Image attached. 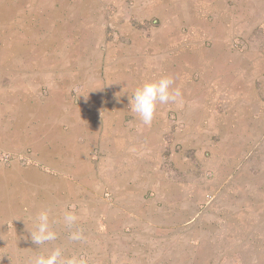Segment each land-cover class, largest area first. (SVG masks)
Listing matches in <instances>:
<instances>
[{"label": "rangeland", "instance_id": "374dc122", "mask_svg": "<svg viewBox=\"0 0 264 264\" xmlns=\"http://www.w3.org/2000/svg\"><path fill=\"white\" fill-rule=\"evenodd\" d=\"M258 1L263 2L255 6L256 14L261 19L264 15V0H256ZM88 2L91 5H82L80 8L77 29L63 28V46H60L55 55L65 62H71L72 59L75 62V57L80 53L81 64L83 60L103 64L107 61L105 51L112 42L126 47H131L133 43L137 47H140V44L147 46L145 53H141L144 58L140 62L141 66L138 63V67L129 66L127 70L129 94L144 81L155 80L157 73L175 77L176 73L173 72H176L177 67L170 70L167 69L168 66L165 67L166 63L164 65V56H168L165 52L170 48L169 35L171 38L174 33L179 35L178 47H181V50H184L182 45H187L184 41L189 39L193 41V49L196 45H206L209 49L213 44H220L226 51L224 58L231 56V52L236 49L248 52L260 48L262 52L257 54L254 62L255 66L264 65V44L257 41L264 38V27H261L264 22L246 21L241 24L245 27L233 32L231 21H225L226 15H223L239 13L246 19L249 11L247 0H239L238 5L236 0H95V7L91 9L92 1H82L83 4ZM219 2V12L222 13L219 21H216L218 15L211 13L210 5L219 9L220 6L216 5ZM63 3V0L57 1V5ZM174 22H178V28L174 26ZM88 23L93 26L91 29ZM246 24L251 25V30ZM94 31L98 38L93 35L88 40L83 39L82 36L90 35ZM131 33L137 34L138 37L133 40ZM250 34L253 38L249 40L247 35ZM185 35L186 38L183 39ZM157 45L160 48L161 68L155 67L151 59H146V51ZM99 46L101 50L96 52L94 47ZM77 50L79 53H75ZM87 50L89 51L81 53ZM48 53V59H51V52ZM198 61L197 58L192 68L194 79L200 77ZM55 62L59 60L54 59L47 63L48 66H54L57 64H54ZM4 63L0 59V133L3 136L11 127L7 111V94L11 80L7 79L9 70L3 68ZM80 67L79 71H84L85 74L96 71L104 75L106 70L102 67L98 70ZM77 70L74 67L48 71L53 76L57 74L62 77ZM35 75L32 73L31 76ZM133 79H136L137 86L132 83ZM174 84L173 88H177L178 84ZM49 97L51 95L48 86L43 85L41 101H32L28 117L24 118L30 132L27 139L33 133L32 143H35L34 148L37 150H34L33 146L23 148L24 145L21 147L17 142L0 143V264H29L34 255L57 246L63 248L67 256H80L85 264H264V132L256 133L255 137L240 136L238 140L234 139L236 134H232L229 141H224L220 134L207 133L209 146L205 148L203 159L215 162L209 166L194 156V150L183 148L186 139L184 127L187 124L185 118L177 113L176 104H163L161 109L163 108L164 116L154 117L150 124L161 123L170 125L173 129L165 133L155 147L153 142H145V139L143 144L131 141V148L135 147L134 150L127 146L128 142L124 143L122 148L118 147L117 152L122 153V157L120 161L117 160L119 163L112 167L118 170L117 176L123 178L125 191H128L126 179L133 174L129 173V170L134 171L137 191L147 189L149 176L152 182H156L154 188L166 191L169 184L171 185L167 179H173L175 182L173 177L180 181L184 178L185 164V176L188 186L191 187L189 192L192 193V220L176 221L172 226H167L166 222L161 221L163 226L159 229L147 228L137 223V227L142 229H136L138 236L133 243L131 236L134 224L123 220V227L118 228L121 222L119 217L112 228L104 226V218H99V213L104 210L103 197L94 198L89 193L94 187L103 188L105 185L103 165L100 164L105 155L103 148L100 146L93 149L96 143L88 140V134L82 132V121L77 124L80 131L75 133L74 137H68L67 140L63 130L61 132L60 126L64 125L67 130L68 125H72L71 114L63 117V112H71L72 107L79 106L78 102L73 104L72 100H63L61 95L56 100H47ZM219 112L222 114V108ZM15 119H11L13 124ZM219 119L220 125L226 127L227 117L222 115ZM84 120L87 121V117ZM139 123L142 122L134 115H127L124 119L125 125ZM188 123L192 122L188 119ZM257 127L264 129L261 123ZM45 133L47 138L43 139ZM39 135L43 137L42 140ZM212 137L214 142H210ZM205 139L206 137L203 144L206 143ZM12 144H15L14 148H11ZM38 149L43 153L45 163L35 162L34 155L40 156L36 154ZM129 150H132V153ZM140 150L143 152H139ZM78 159L83 161L81 165L86 172L88 160L91 159L96 166L94 164L95 172L89 178L86 172H81L86 176L78 180L82 194L76 199L71 180L73 177L78 178L76 173H72V161ZM186 160L190 164L184 163ZM180 163L183 165H175ZM94 173L97 175L94 176ZM106 183L111 185L113 182L108 180ZM111 193L115 192H108ZM113 206L115 207L114 204L112 208ZM141 206L144 209V205ZM24 207L25 213L29 214L27 218L23 214L17 215L16 221L9 218L10 211H15L16 208L24 212ZM45 208L50 211L57 240L38 248L32 242L26 224L31 227L33 217ZM65 211H71L78 217L76 225L71 228L62 221ZM76 229L82 231L83 238L78 241L70 240V233Z\"/></svg>", "mask_w": 264, "mask_h": 264}, {"label": "crops", "instance_id": "0c3cea01", "mask_svg": "<svg viewBox=\"0 0 264 264\" xmlns=\"http://www.w3.org/2000/svg\"><path fill=\"white\" fill-rule=\"evenodd\" d=\"M57 1L0 0V59L5 62L3 68L9 70L7 79L11 80V87H9L7 94L8 121L11 127H9L8 134L6 133L5 136L0 133V143L8 142L10 144V142H17L21 147L23 144V148L35 147V143H32L34 139L33 133L27 139V135L30 132H28L27 121L24 118L28 117L31 102L41 101L42 86L47 85L51 95L47 100L59 99L58 96L61 95L63 100H72L73 104L77 101L79 104V106L72 107L71 112H63L62 114L63 117H68L70 113L72 118V125H68L67 130L64 129L63 124H61L63 126H60L61 132L63 130L67 140L68 137H74L75 133H79L80 130H78L77 124L82 121V132L88 134V140L96 143L93 149L101 146L104 150L105 155L100 164L103 165L102 174L104 175L105 185L103 188L94 187L89 192L94 198L103 197L104 210L99 213V218H104V226L109 229L112 228L119 217H121V222H119L118 228L123 225V220L132 222L134 226L132 228L131 242L134 243L136 236H138L136 229H142L137 227V223L143 224L147 228L159 229L163 226L160 224L161 221L166 222L167 226H172L174 222L180 220L191 221L192 193L189 192L191 187L188 186L185 176V164H175L183 165L184 178L180 181L173 177L175 182H173V179H167L171 185L169 184L166 191L154 188L156 182L151 181V176H149L147 189L137 191L136 180L133 176L134 171L132 170L128 171L133 174L126 179L128 191H125V187L122 185L123 178L117 176L118 170L112 167L119 163L122 153H117L118 147L122 148L124 143L128 142L127 146L132 149L131 141H139L137 144H143V139H145V142H153V147H155L158 146L164 134L173 129L172 126L161 125V123L157 125H146L144 123L124 124V119L127 115L135 116L128 108L130 82L127 70H129V66H132L130 68L138 67L137 64L144 60L141 53H145L147 46H141L140 44V47H137L133 43L131 47H126L112 42L105 51L107 61H104L103 64L98 61L92 62L91 60L87 62L83 60L81 64L79 50L75 51V53H79L78 57H75V62L74 59L71 62L58 59L55 54L60 50V46H63V28L73 30L75 27L77 29L78 14L81 12L80 8L82 5H91V3L83 4V0H63V4L57 5ZM89 1H92L90 9L94 8L95 4L93 1L95 0ZM238 3L239 0H236V5ZM257 4L260 5L263 2L247 0V10L249 11L246 19L239 13L230 16L223 14L226 15L225 21H231L233 32L245 27L241 24L246 21L258 20L264 22V15L260 19V16L256 14L257 9L255 6ZM216 5L220 6L218 7L219 9L216 7L215 9L211 4L210 11L215 16L218 15L216 21H219L222 13L219 12L221 4L219 2ZM135 9L137 10V8ZM200 17L203 20L201 15ZM93 20L96 21L95 16H93ZM174 20H176V17H174ZM179 24L174 22L176 28H178ZM88 25L90 29L93 27L91 23H88ZM246 25L251 30V25ZM254 25L256 27V24ZM261 27H264L263 23ZM189 34L191 35V32ZM93 35L98 38L95 31L82 37L88 40ZM130 35L134 38L133 40L138 37L137 34L131 33ZM178 36L174 33V35L171 34L170 38L169 35L170 48L165 52L168 56H166L167 58L164 56L166 59L164 65L166 63L165 67L168 66L167 69L170 70L177 67L176 72H173L176 73L175 77L171 78L173 79V84H178L177 88L181 92V103L176 104L177 113L185 118V124H187L184 127L186 139L183 143V148L194 150L195 157L203 164L211 166L215 163L214 161L203 159L205 157V148L209 146L207 133L220 134L224 141H229L232 138V134H236L234 139L238 140L240 136L251 135L255 137L256 133L264 132V129L257 127L261 123L264 128V65L255 66L256 62H254L257 54H260L262 50L258 48L257 50L242 52L236 49V51L231 52V56L224 58L226 51L223 50L220 44H213L209 49H207L206 45H196L193 49V41L189 39L184 41L187 45H182L184 50H181L182 48L178 47L180 39ZM247 37L250 40L253 35L250 34ZM185 38L186 35L183 39ZM106 40L107 37L105 42ZM257 41L264 44V38ZM94 48L96 52L101 50L100 46ZM88 51H82L81 53ZM48 52H51V59L59 60V62L54 63H57L56 65L48 66L47 62L53 61L48 59ZM146 52L148 53L146 54V59H151V63L155 67L161 68L159 45L149 48ZM172 53L173 55H171ZM197 58L199 59L198 72L200 77L194 79L192 68L195 65L194 62H197ZM228 59L231 61L227 62L226 60ZM65 63L69 65H65ZM80 66L83 69L98 70L102 67L106 70L104 75H100L96 71H89L85 74L84 71H79ZM74 67L78 69L76 72H72L68 76L63 75L62 77L57 74L53 76L48 71L55 68L74 69ZM32 73L36 75L31 76ZM160 75L163 76V73H160ZM160 75L157 73L154 77L155 80L160 78ZM0 76H2L1 73ZM132 81L137 86L136 79ZM162 106L163 104L158 105L155 118L164 116L162 113L163 108L161 109ZM220 107L223 110L222 114L219 112L221 110ZM222 115L228 119L226 127L220 125L221 119L219 117ZM82 117L83 119L81 120ZM85 117H87V121L84 120ZM12 118H16L14 124L11 121ZM188 119L192 123H188ZM129 133H134V135H128ZM143 134H146V136ZM100 137L101 139L99 140ZM205 137L206 143L203 144ZM42 138L40 136L39 139L42 140ZM46 138L45 133L43 139ZM210 142H214L213 137L210 138ZM75 143L78 142L75 141ZM12 147L14 148L15 144H12ZM215 148L213 147V149ZM34 150H37V148H34ZM132 150L129 151L131 152ZM237 150H240V148H237ZM38 151H36V154L40 156L34 155L35 159H33L36 163H45L43 153L41 151L38 153ZM139 152L143 151L140 150ZM72 158L74 159V157ZM184 163L190 164L187 160ZM81 164H83V161L80 159L72 161V173L78 175L77 179L73 177V180H71L76 199L82 194L78 180L86 175L88 178L91 177L92 173L95 172L94 164L96 166V163L93 164L91 159L88 160L86 172ZM130 164L133 165V163ZM175 169L177 168L175 167ZM82 171L86 172V175L82 174ZM119 173L121 174L122 171L120 170ZM96 175L94 173V176ZM108 180L113 183L109 185L110 183H106ZM116 183H119V185H116ZM94 185L96 186V184ZM115 187L117 188L114 189ZM108 192L115 193L108 194ZM161 198L167 199L163 200ZM12 204H15V202H12ZM112 204L115 207L113 206L112 208ZM123 204H125L124 207ZM141 205H144V209ZM25 207L22 210L24 212L16 208L15 211H10L11 217L9 218L16 221L17 215L21 214L27 218L29 214L25 213Z\"/></svg>", "mask_w": 264, "mask_h": 264}, {"label": "clouds", "instance_id": "9594fccd", "mask_svg": "<svg viewBox=\"0 0 264 264\" xmlns=\"http://www.w3.org/2000/svg\"><path fill=\"white\" fill-rule=\"evenodd\" d=\"M181 103V92L173 88V79L161 76L156 80H146L138 85L129 95V110L144 124L154 119L158 105ZM78 217L71 211H65L63 223L69 228L76 225ZM51 214L48 209H41L33 217L31 227L27 226L32 242L40 248L57 240V233L52 228ZM83 238L82 231L76 229L70 233L69 239L78 241ZM29 264H85L78 255L67 256L63 248L57 246L34 255Z\"/></svg>", "mask_w": 264, "mask_h": 264}]
</instances>
